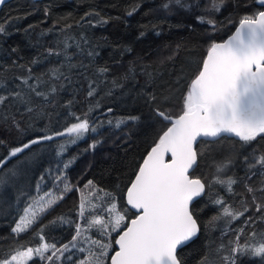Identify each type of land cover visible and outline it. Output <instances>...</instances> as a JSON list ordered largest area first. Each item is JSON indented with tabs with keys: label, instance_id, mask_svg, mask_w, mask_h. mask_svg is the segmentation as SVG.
<instances>
[{
	"label": "trees",
	"instance_id": "16d2710c",
	"mask_svg": "<svg viewBox=\"0 0 264 264\" xmlns=\"http://www.w3.org/2000/svg\"><path fill=\"white\" fill-rule=\"evenodd\" d=\"M215 3L218 10L212 0H181L187 7L174 0H13L3 7L0 178L5 182L0 183V260L10 258L21 246H39L41 234L57 247L68 243L80 223L81 195L86 197L94 187L108 193L129 220L135 218L126 203L127 188L170 126L157 110L178 117L210 45L224 42L245 15L264 11L259 0ZM17 92L19 97L12 95ZM76 117H86L96 130L65 145L61 140L69 138L41 139L64 131L77 122ZM32 140L39 142L10 156L11 149ZM195 147L198 163L191 177L201 179L206 190L191 206L200 231L178 250L181 264H232L233 260L264 264L259 256L233 254L230 243L251 247L264 234V166L256 163L264 154V137L244 143L224 136L201 140ZM228 159L231 163L218 171ZM217 177L236 183L229 191L227 184L216 182ZM88 181L92 185L85 187ZM65 184L72 190L66 192ZM40 185L63 199L27 232L13 233L41 192ZM94 201L100 202L101 212L112 203L97 196ZM225 209L243 215L233 219ZM117 236H111L109 257L117 250ZM66 257H54L52 262L34 258L29 264H70Z\"/></svg>",
	"mask_w": 264,
	"mask_h": 264
},
{
	"label": "snow or ice",
	"instance_id": "6c2138e0",
	"mask_svg": "<svg viewBox=\"0 0 264 264\" xmlns=\"http://www.w3.org/2000/svg\"><path fill=\"white\" fill-rule=\"evenodd\" d=\"M171 2L173 0H169V3ZM174 2L181 5V0ZM259 2L264 5V0ZM4 3L5 0H0V5ZM168 6L169 4L164 5L165 8ZM212 6L216 10L220 7L215 0H212ZM200 19L203 22V17ZM207 23L215 25L214 20H208ZM4 31V26L0 25V33ZM24 82L27 83V80ZM30 87L35 91V87L31 85ZM52 91H56L55 87ZM36 94L41 95L39 92ZM12 95L20 96L18 92ZM88 95H93V90H90ZM4 100L5 97L0 96V104ZM157 112L162 119L170 123V126L158 137V142L147 153L134 180L127 188V204L137 210L135 218L129 220L126 211L118 209L115 202L105 209L108 213L107 218L91 214L85 217L86 210L91 213L97 205L90 197L82 194L79 214L85 219L87 227L76 224L71 240L61 247L45 241L41 234L39 246L35 248L21 246L10 258L0 260V264H29L34 258L52 262L54 257L60 259L64 253L78 248L81 240L88 247L78 248L80 252L87 253L79 264H107L105 258L110 260V264H181L177 249L192 240L200 231V225L190 205L195 197L205 191V184L201 179L189 175V170L197 162L198 153L195 145L198 138H219L224 134H230L244 143H249L257 137H264V11L245 15L229 39L210 45L201 69L191 80L184 96L182 113L178 117L174 118L159 110ZM76 120L77 122L71 123L64 131L55 135L67 134L73 137L71 142L75 143L76 139L83 138L90 130H96L90 127L86 117L83 119L76 117ZM41 139L51 140L53 137L44 136ZM38 142L39 140H32L31 144ZM29 147V143L15 147L11 149L10 156L15 157ZM3 163L0 161V167ZM230 163V159L222 162L218 171H222ZM256 163L264 166V154L257 158ZM4 182L0 178V183ZM216 182L227 184L229 191L236 183L232 178L225 181L220 177L216 178ZM90 185L92 181H88L85 187ZM64 190L67 192L72 188L65 184ZM248 191L252 192L253 189L249 188ZM46 196L48 198L42 196L28 206L13 228V233L27 232L58 200L63 199V195ZM259 210L258 205L257 211ZM224 211L225 215L233 219L243 215L242 212L232 213L229 209ZM93 227L103 236L111 237L113 232L119 234L115 240L118 251H115L114 255L108 256L112 248L110 240L105 242L87 235ZM239 231L242 232L243 229ZM40 232L42 233L43 229H40ZM236 241H239V236ZM230 243L234 244L231 249L233 254L247 253L264 258V234L260 242L251 247L247 244ZM49 252L51 254L46 255ZM232 264H235L234 260Z\"/></svg>",
	"mask_w": 264,
	"mask_h": 264
},
{
	"label": "rangeland",
	"instance_id": "374dc122",
	"mask_svg": "<svg viewBox=\"0 0 264 264\" xmlns=\"http://www.w3.org/2000/svg\"><path fill=\"white\" fill-rule=\"evenodd\" d=\"M67 138H69V141H65V140H61V144L62 145H65V143L66 144H70L71 143V141H72V139H73V137H67ZM77 140H79V139H76L75 140V142L77 141ZM41 186V189H40V191L41 192H39V194L37 195V197L35 198V200L34 201H37V200H39L40 199V197H42V196H44L45 198H48L47 196H46V194H51L52 196H56V194L54 193V191L53 190H51L50 188H47V189H45V187H43L44 185H40ZM99 197V200H101V198H103V199H109V201L110 202H112V198H111V196L108 194V193H106V192H104V191H101L100 189H98L97 187H94L93 189H91V192L90 193H88L87 195H86V197H90L91 199H92V202L94 203V204H99L100 202L99 201H97V202H95L94 201V198L95 197ZM33 203V202H32ZM106 207V206H105ZM108 207H110V206H108ZM107 207V208H108ZM86 208H87V205H86ZM105 209V208H104ZM102 211V208L99 206V205H97V207L94 209V210H92L91 211V213L89 212L88 213V215H92V214H100V213H102V214H100V215H102V216H104L105 218H107V216H108V213L104 210L103 212H101ZM95 212V213H94ZM25 213V212H24ZM24 215V214H23ZM22 215V216H23ZM86 217V216H85ZM79 224H81L83 227H87V225H86V223H85V219L84 218H82L81 216H80V223ZM114 234H116V232H113L112 234H111V236L112 235H114ZM87 235H89L92 239H101V240H104L105 242H107L108 240H110L111 239V237H107V236H103V235H100V234H98L97 233V229L95 228V227H93L92 228V230H91V232H89V233H87ZM79 247H88V245L87 244H85V243H83V241L81 240V242H80V244L78 245V248ZM78 248H76V249H71L70 250V252H66V253H64V255H67V257H66V259L68 258L69 259V261H71L70 262V264H79V261L81 260V259H83V258H85L86 256H87V253L86 252H80L79 250H78ZM97 252L99 251V249H95ZM108 255H109V253H108ZM105 260H106V258H105ZM262 260V262L264 263V258H262L261 259Z\"/></svg>",
	"mask_w": 264,
	"mask_h": 264
},
{
	"label": "water",
	"instance_id": "95a60500",
	"mask_svg": "<svg viewBox=\"0 0 264 264\" xmlns=\"http://www.w3.org/2000/svg\"><path fill=\"white\" fill-rule=\"evenodd\" d=\"M13 0H5V3L3 4V5H0V14H1V11H2V9H3V7L6 5V4H8V3H11ZM36 1H44V0H36ZM239 26V25H238ZM237 26V27H238ZM237 29V28H236ZM236 29H235V31H236ZM235 31L227 38V39H229L234 33H235ZM226 39V40H227ZM225 40V41H226ZM90 125H91V123H90ZM224 136H226V137H229V138H235V139H239L238 137H235V136H233V135H230V134H224V135H222L221 137H224ZM52 137H53V139H51V140H55V139H59V138H63V137H69L67 134L66 135H64V136H57V135H52ZM221 137H219V138H221ZM216 139H218V138H207V137H205V138H198V140H197V143L199 142V141H201V140H208V141H212V140H216ZM30 145H31V142L29 143ZM147 156V155H146ZM146 156H145V158H146ZM144 158V159H145ZM166 159H168V157H166ZM197 163H198V158H197V162H196V164L193 166V168L192 169H190L189 170V175L191 176V172L196 168V166H197ZM205 190H206V187H205ZM205 193V191L200 195V196H198V197H195L194 199H193V201H192V204L197 200V199H199L203 194ZM126 203H127V200H126ZM192 204L190 205V207L192 206ZM128 205V204H127ZM128 207L131 209V210H133L136 214H137V210L136 209H133L132 207H131V205H128ZM199 233V232H198ZM119 235V234H118ZM198 235V234H197ZM197 235L195 236V237H193V239L192 240H190V241H188L185 245H183L182 247H184V246H186L187 244H189L190 242H192L196 237H197ZM117 239H118V236H117ZM116 247H117V250L116 251H118V245H116ZM182 247H180V248H178L177 249V252H178V250H180ZM114 255V254H113Z\"/></svg>",
	"mask_w": 264,
	"mask_h": 264
},
{
	"label": "bare ground",
	"instance_id": "6f19581e",
	"mask_svg": "<svg viewBox=\"0 0 264 264\" xmlns=\"http://www.w3.org/2000/svg\"><path fill=\"white\" fill-rule=\"evenodd\" d=\"M63 138H67V137H63ZM60 139V138H59Z\"/></svg>",
	"mask_w": 264,
	"mask_h": 264
}]
</instances>
